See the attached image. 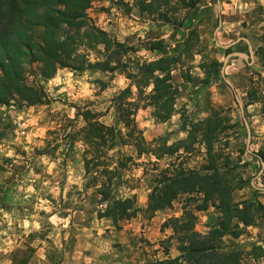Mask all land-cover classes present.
<instances>
[{"label":"trees","instance_id":"trees-1","mask_svg":"<svg viewBox=\"0 0 264 264\" xmlns=\"http://www.w3.org/2000/svg\"><path fill=\"white\" fill-rule=\"evenodd\" d=\"M198 2V0H137L136 5L142 14H147L163 23L175 24V16L179 11L194 10ZM90 5L91 0H0V107L21 109L45 103L47 96L41 81L53 79L57 66L60 69L81 73L85 70V65L87 70L109 73L120 71L121 74H126V79L133 81L137 86V102L132 103L128 100L132 94L131 85L124 89L120 96L114 98L118 113L117 122L130 129L126 134L122 135L115 128L99 123V118L102 116L100 113H92L87 109L77 110L76 115L83 116L87 126L76 136L83 133V138L91 145L93 154L92 160L85 159L86 174L102 166L103 162L99 157L104 154L101 149L105 147L111 149L117 146H133L138 156L153 154L144 147V139L134 119L136 113L139 109L150 106L155 109L152 113L154 118L160 122L168 121L175 113L174 105L179 92V85L174 82L172 72L178 71L184 82H190L189 72L184 69L185 62L182 61L183 56L189 53L187 43L186 46L184 45L186 48L183 53L164 54L150 63L145 60L141 64L139 59L135 61L130 59L128 63H124L122 58L130 56L131 48L110 38L105 31L93 24L87 16ZM97 43L105 45L106 59L103 63L88 64L85 55L73 57L81 46L92 51L95 50ZM162 43V41L150 42L148 51L151 53L162 51L164 48ZM258 52L261 56L264 54V38L263 47H260ZM113 62L115 67L112 66ZM130 64L135 66L134 73L128 71ZM31 65H36L35 70L30 68ZM215 67L220 66L214 62L210 70L205 73V84L209 83L212 69ZM157 72L162 76H157ZM29 73L35 74V79L38 81L29 83ZM149 82L153 85L152 92L145 96L143 89L148 87ZM260 92L264 93V87L263 89L256 87L254 91L247 93V104L263 103L264 97H257ZM145 101L146 104L143 103ZM0 125L5 129L10 128L9 124H4L1 115ZM224 130L221 119L215 112L208 119L191 123L187 140L179 145L165 148L164 154L172 156L181 149L187 153L191 146L198 143L205 148L208 164L200 170H186L175 162L170 164L155 178L152 192L148 197L147 211L152 213L161 211L170 207L180 195L195 194L199 196L200 202L196 211L204 212L214 208L218 217L216 225L207 234L199 235L193 230L195 215L184 211L185 220L179 225V231L185 233L187 239L181 242L180 255L154 264H244L242 252L235 249L223 251V238L237 239L243 234L244 228L251 226L264 228L263 204L249 200L236 202L233 199L234 190L242 187L236 189L230 187L226 174L222 172L229 166V157H224L221 149L215 148ZM76 136L69 134L70 143L76 139ZM84 155L86 157L88 153ZM258 155L264 162V150L258 152ZM221 158L224 160L219 164ZM118 168L126 169L123 159L118 161ZM101 175L107 176L108 180L96 190V193L101 197L100 203H104L112 199V180L118 179L119 173L105 171ZM95 182V180L90 181V185H94ZM256 193L260 194V191ZM134 202L133 198L122 203L117 201L108 211L99 213V217H112L114 224L119 220L132 219L136 212H139V209L132 213L127 211ZM174 222L180 221L174 219ZM252 250L259 252L257 255L253 254V251L248 253L251 258L257 260L264 256V249L255 247ZM33 254L34 249H29V257ZM11 256L14 264H27V260L17 261L15 253Z\"/></svg>","mask_w":264,"mask_h":264},{"label":"clouds","instance_id":"clouds-1","mask_svg":"<svg viewBox=\"0 0 264 264\" xmlns=\"http://www.w3.org/2000/svg\"><path fill=\"white\" fill-rule=\"evenodd\" d=\"M233 2L235 4L236 0ZM261 2L264 3V0ZM96 6L94 4V7ZM103 6L109 5L105 2ZM237 6L242 10L251 7L248 4ZM111 11L113 16L99 17L97 27L115 35L121 44L125 42L123 38L133 32L139 33V39L145 38L146 25L143 29L131 27L130 30H125V24L128 22L118 19L120 13L116 8L113 7ZM89 15H92L91 10ZM109 21L112 22V27H108ZM104 52V43H97L92 51L81 46L73 57L85 55L88 64H97L106 59ZM139 57H144V60H140L141 64L145 60L150 63L154 59L141 50L136 57H123L122 62L128 63L130 59L135 61ZM200 60L201 57L196 56L193 63H199ZM112 66L115 67V62ZM128 71L135 72L134 64L129 65ZM196 74L202 76L198 68L193 71V75ZM125 75L119 72L89 71L87 65L82 73L62 70L57 66L53 79L46 83L41 81L48 102L27 106L19 111L13 108L11 111L14 116L10 121L7 116L3 117L4 124L10 123L11 127L5 129L0 125V168L3 169L0 171V186L9 182L12 186L4 198L6 207H0V253L3 254L0 256V264H14L11 256L13 253L16 254L17 261L27 260V264H124L119 258V253L111 247L114 243L127 244L132 236L139 235H147L155 243V240H163L173 234L172 228L169 227L163 236L159 235V225L171 216L179 218L182 215L179 204L173 202L176 209L174 212H156L155 220L146 219L144 211L148 208V196L152 192V187L149 186L153 175L151 165L156 163L161 168L167 167V157L157 160L155 155L149 154L137 160L136 149L132 146H117L111 149L105 147L101 149L104 154L99 157L103 162L102 166L85 173V159H93L92 148L85 142L83 133L76 136L87 124L83 116L75 119L74 115L78 109L84 110L91 104L92 106L87 108L88 111L107 113L99 119V123L115 128L122 135L130 131L117 122L118 113L114 101V98L120 96L131 84L132 94L128 100L137 102V86L133 81L126 79ZM156 75L162 76L159 72ZM172 75H177V72L173 71ZM61 83L68 84L73 92L65 94L64 88L54 91L53 87ZM102 85H106L104 91H101ZM152 88L153 85L149 82L148 87L143 89L145 96L152 92ZM182 103L183 100L177 101L174 105L177 111L166 124L160 126L162 129L167 128L169 133H173L180 128L178 110ZM188 110L192 111L191 104L188 105ZM153 111L155 109L150 107L140 115L145 116ZM207 115L208 113L202 112L199 119ZM255 122L261 123L258 118ZM151 125L152 120L149 119L147 124H142L141 127ZM189 131L190 129L179 131L167 140V145L171 146L186 139ZM260 131L264 132V125ZM70 133L76 136L71 143ZM152 147L156 148L158 145ZM86 152L88 155L85 157ZM122 156H131L138 166L130 164V171H122L118 168V161ZM6 160H10V163H6ZM105 171L119 173L120 184L117 186V180L114 178L111 184L112 199L96 203L101 197L95 196L96 202H93L92 196L108 180L107 176L101 175ZM145 172L148 174L144 175ZM93 180L96 181L95 184L90 185ZM85 185H90L87 190ZM134 196L138 197V200L127 211H142L136 212L131 220L117 221L123 231H116L112 217L99 220L96 218L97 212L104 213L115 202L122 203ZM204 220L206 217H201L202 223ZM202 223L197 224L194 230L206 234L208 229H203ZM129 229L132 231L129 232ZM29 249H35V253L30 257ZM85 252L89 255L84 256ZM156 259L166 258L161 255Z\"/></svg>","mask_w":264,"mask_h":264},{"label":"rangeland","instance_id":"rangeland-1","mask_svg":"<svg viewBox=\"0 0 264 264\" xmlns=\"http://www.w3.org/2000/svg\"><path fill=\"white\" fill-rule=\"evenodd\" d=\"M198 1L196 9L191 11H179L175 16V24L163 23L154 17L140 13L136 5L137 0H91L87 16L97 27L101 15L106 17L114 15L111 11L114 7L117 12L120 13L118 19L128 22L125 24V30H130L131 27L143 29L146 25L147 31L145 32V38L143 40L139 39L138 32H133L129 36L123 38L125 41L123 45L131 48L129 51L130 57H136L137 53L143 50L147 56L154 57V59H152V61H154L164 54L176 55L178 53H183L187 47L189 53L183 56L182 61L185 62L184 69H187V72H189L190 82H184L180 78L178 71H176L177 75H172L174 82L179 85V92L175 104L177 101H184L178 110L180 113V128L173 133H169L167 128L162 129L160 126L166 124L170 119L166 122H160L153 117L152 113L154 111L147 113L145 116H141L140 114L142 112H147L150 106L139 109L134 119L137 129L141 132V136L144 139V147L153 152L151 155H160V158L156 156L157 160H163L167 157L168 166L175 162V164H181L186 170H200L208 164L206 151L203 145L196 143L191 146L189 152L185 153L181 149L178 153L170 156L164 154L166 151L165 148L169 147V145H167V140L179 131L191 129V123L193 124L208 119L216 112L225 130L223 134H221L220 142L216 143L215 148H220L224 157H229V166L221 171L226 174L227 181L231 188L236 189L239 186L242 187L239 190H234V201L249 200L260 202L264 205V194H261L262 192H260V194L256 193L259 191L254 188L264 187V172L260 177H257L261 169V164L257 158L247 152L248 135L243 117L235 99V96L240 99L244 110V117L250 130V146L248 149L251 153H258L264 150V132L260 131L261 126L264 125L263 106L262 108H256L257 105H260V102L248 105L247 93L254 91L256 87H261V89L264 87V54L261 56L258 52L259 48L263 47L264 3H262L261 0H236L234 4L233 0H219L220 7L218 9V0ZM105 2L109 5L108 7L103 6ZM94 4L97 6L94 7ZM243 4H248L251 7L247 10H242L237 6ZM225 5L228 7L226 8ZM89 10H91L92 15H89ZM219 19H221V25L219 26L215 38L214 33L219 25ZM108 27H112L111 21L108 22ZM106 33L110 38L119 42L115 35L109 32ZM238 39H247L249 41L250 48L254 54V62H251L249 58L248 45L243 40L237 42ZM152 41H162L164 46L163 50L154 51L152 53L149 52V43ZM216 42L222 46L236 43L228 49H223L217 46ZM234 52L245 54L248 57V61L246 62L241 57H233L228 61L224 76L231 82L233 86V89H231L220 75V70L225 57ZM196 56H200L201 60L199 63L194 64L193 61ZM137 59L144 60V57H139ZM214 62L219 64L220 67L212 69L213 72H211L209 83L205 84V73L210 70L209 68ZM30 68L35 70L36 65H31ZM195 68L200 70L202 76L200 74L193 75ZM116 72L120 73V71ZM37 81L38 80L35 79V74L29 73L28 82L34 83ZM46 82L47 81H45V83ZM42 86L44 87V84H42ZM60 88L65 89V94L73 92V89L65 83L54 86L53 90L58 91ZM105 88L106 85H102L101 91H104ZM258 95L259 96H256L264 97V93L260 92ZM46 102H48V98ZM143 103H141V106ZM263 103L261 104L263 105ZM189 104L192 105L191 112L188 110ZM91 106V104L87 105L84 110ZM71 107H76V105H71ZM13 108H15L16 111L22 109L16 107H0L1 117L7 116L10 121L14 116V113L11 111ZM176 111L177 109H175V112ZM202 112H206L208 115L203 119H199L200 113ZM100 114H102L100 117L102 118L107 113ZM136 117L140 118L136 119ZM74 118L79 119L80 117L75 113ZM256 118L261 121L260 124L255 122ZM149 119L152 120V125L149 127H141L142 124H147ZM8 124L10 125V123ZM70 126L71 124H69V127ZM146 133L147 135H145ZM187 139L188 136L186 139L177 141L171 146L179 145L182 141ZM152 145H158V147L153 148ZM142 156L147 155L145 154ZM140 157L141 156H138L136 153L137 160ZM121 159H123V163L126 165V169L122 171H130L128 167L130 164L134 167L138 166L131 156H122ZM223 160L224 159L221 158L218 163L222 164ZM5 162L10 163V160H6ZM168 166L161 168L159 164L152 163L151 168L153 175L149 182L150 187L153 188L156 176L161 175L160 173L167 169ZM0 171H3V169L0 168ZM147 174V172L144 173V175ZM116 180L117 186H119L120 179L118 178ZM11 186V182L0 186V207H6L4 198H6V194ZM87 188L88 187L85 185V190H87ZM150 194L151 193H149V195ZM95 196L99 195L96 192L93 194V202H96ZM132 198L135 199V201L138 200L136 196ZM198 199V195L184 194L180 195L175 200V202L180 205L179 210L182 212V215L179 218L171 216L159 225V235L161 236L164 235L166 229L169 227L172 228L173 234L166 239H157L154 243L147 235L132 236L127 244L117 242L111 247L119 253V258L124 264H154L157 261L164 260L156 259L161 255L166 259L178 257L180 255L179 248L181 247V242L187 239L186 234L179 231V225L185 220L184 211H189L195 215V226L202 223L201 217H206V220L202 223V228L208 229L207 233L217 223L218 213L214 208H209L204 212L196 211V207L200 203ZM100 200L96 203H100ZM173 202L170 207L156 212L165 213L176 211ZM139 211L142 210L139 209ZM144 211L146 219L155 220L156 212L152 213L147 211V209ZM96 218L98 220L103 219L99 217V212L96 213ZM174 219L180 222L175 223ZM114 226L117 232L123 231L118 223L114 224ZM128 231L131 232L132 230L129 229ZM194 232L199 235H205L202 234L201 231L194 230ZM157 245H159V247H157ZM255 247L264 249V228L262 226L244 228V232L239 238L233 239L231 237H225L222 242L224 252L229 249L242 252L244 264H264V256L255 260L248 255V253L252 251L253 254L256 253L255 255H257L259 251L252 250ZM2 255L3 254L0 253V256ZM83 255L88 256L89 253L85 252ZM74 264H76V262H74Z\"/></svg>","mask_w":264,"mask_h":264},{"label":"water","instance_id":"water-1","mask_svg":"<svg viewBox=\"0 0 264 264\" xmlns=\"http://www.w3.org/2000/svg\"><path fill=\"white\" fill-rule=\"evenodd\" d=\"M219 7H220V6H219V0H218V9H219ZM220 25H221V19H219V25H218V27H217L215 33H214V37H215V38H216V33H217V31H218ZM240 40H243V41L248 45L249 58H250L251 62H254V54H253V52H252V49L250 48V43H249V41H248L247 39H238L237 42L240 41ZM235 43H236V42H235ZM235 43H232V44L227 45V46H222V45H220L219 43L216 42V45L219 46V47H221V48H223V49H228L229 47H232V45L235 44ZM233 57H241V58H243L246 62L248 61V57H247L245 54H243V53H237V52H234V53H230V54H228V55L225 57V59H224V61H223V63H222V66H221L220 75L222 76V78H223V80L225 81V83H226L231 89H233V86H232L231 82L228 81V80L225 78V76H224V72H225V68H226V66H227L228 61H229L231 58H233ZM235 99H236V102H237V104H238V106H239L240 113H241V115H242V117H243L244 125H245L246 132H247V135H248L247 152L250 153V154L253 155V156H256V157L260 160L261 169H260V171H259V173H258V175H257V177H260V176L263 174V172H264V162L260 159L259 155L254 154V153H251V152L249 151V149H248L249 146H250V130H249V127H248V123L246 122V119H245V117H244V110H243V106H242V104H241V102H240V99H239L237 96H235ZM255 178H256V177H255ZM254 188L257 189V190H259V191H264V187H262V188L254 187Z\"/></svg>","mask_w":264,"mask_h":264},{"label":"crops","instance_id":"crops-1","mask_svg":"<svg viewBox=\"0 0 264 264\" xmlns=\"http://www.w3.org/2000/svg\"><path fill=\"white\" fill-rule=\"evenodd\" d=\"M256 104V103H255ZM260 105H259V108H262V104L261 103H259ZM238 105V104H237ZM256 108H258V107H256ZM254 154H257L258 155V153H254ZM253 156V155H252ZM255 158H257L256 156H254ZM258 159V158H257ZM259 191V190H258ZM260 192H263V191H260Z\"/></svg>","mask_w":264,"mask_h":264}]
</instances>
